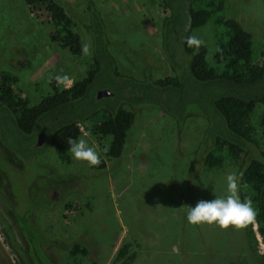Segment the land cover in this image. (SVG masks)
<instances>
[{
	"label": "rangeland",
	"instance_id": "374dc122",
	"mask_svg": "<svg viewBox=\"0 0 264 264\" xmlns=\"http://www.w3.org/2000/svg\"><path fill=\"white\" fill-rule=\"evenodd\" d=\"M57 1L75 21V30L83 46L89 47V54L82 52L74 57L52 41L53 27L42 6H28L24 0H0V66L13 73L22 96H28L32 103L50 92L48 79L54 70L66 73L68 87L75 78L84 76L91 61V38L86 34L87 0ZM93 1L102 11L109 53L126 76L122 80L115 78L117 90L106 89L109 94L102 98V106H108L107 100L117 106V98L124 96L131 84L140 85L142 79L149 83L150 79L173 73L170 66L178 62L177 44L183 51L184 33L176 19L164 21L168 9L163 0ZM220 13L238 20L252 33L255 51L264 47V0H224ZM212 21L193 29L207 47L208 61L215 49ZM183 77L189 83L188 74ZM102 80L110 82L111 78L106 75ZM99 90V83L91 86L86 100L98 98ZM163 100H167L165 108H171V112L177 109L171 102H179L178 95L166 91ZM137 101L132 108L135 119L118 158L109 159L104 154L107 140H99L87 128L100 119L103 111L98 110L81 125L79 139L85 138L96 149L105 162L104 168L77 161L70 152L69 161L62 160L46 144L33 148V135L10 131L7 118L1 116L3 133L13 143V149H9L0 136V173L5 177L0 188L3 234L11 237L13 232L12 241L20 239L21 223L27 229L29 219L35 231L29 228L26 234L34 232L36 240H48L51 245L57 238L64 240L65 246L78 242L90 248V253L82 256L62 255L61 246L53 248L62 253L60 264H119L114 258L124 242L132 243L131 250L136 253L131 264H264V248L257 243L259 256L253 254L244 229L230 226L222 230L215 225H191L187 220L188 206L194 207L201 199L224 197L226 176L238 173L232 161L209 169L200 159L203 150L196 149L203 131L207 134L210 129L209 121L194 115L187 119L165 115L163 109ZM96 106L85 102L74 113L94 110ZM47 118L48 122H43L46 131L62 122L63 115L52 112ZM44 140L43 137L41 144ZM251 148L253 156L258 154L257 148ZM34 151L33 157L27 156ZM13 248L0 233V264H24Z\"/></svg>",
	"mask_w": 264,
	"mask_h": 264
},
{
	"label": "trees",
	"instance_id": "16d2710c",
	"mask_svg": "<svg viewBox=\"0 0 264 264\" xmlns=\"http://www.w3.org/2000/svg\"><path fill=\"white\" fill-rule=\"evenodd\" d=\"M24 1L28 6L43 7L53 27L52 41L62 49H67L74 57L82 54L83 42L80 33L75 30V21L59 1ZM93 2V0L87 2L86 34L91 38L92 53L84 76L75 78L68 87L66 85L57 87L54 77L66 73L54 70L48 79L50 92L43 95L37 103H32L28 96H22L13 73L0 66V119L1 116L6 117L9 127H12L10 131L16 132L17 135L29 137L33 135L31 140L33 148L51 147L59 158L65 161L70 159L68 138L79 139L81 125L88 122L98 110L103 111V115L87 128L97 135L99 140H107L104 154L109 159L118 158L123 152L127 132L135 119L132 108L135 107L134 103L138 102L137 100L153 104L159 110L163 109L165 115L171 114L173 117L176 115L185 119L194 115L207 119L210 129L208 127L207 134L203 131L201 143L196 149L203 150L199 154H204L200 159L209 169L221 168L227 161H232L238 166L239 196L242 201L251 199L257 213L254 223L258 225V232L264 243V47L259 52L255 51L252 33L238 20L220 13L224 8V0H163L164 8L168 9V14L163 16L164 21L168 23L171 21L170 18L176 19V24L181 25L184 33L181 42L183 51L177 44L175 49L178 51V62L170 66L172 74L175 75L150 79L149 83L147 79H142L140 85L131 84L127 87L124 96L119 94L117 106L110 100H107L109 102L107 107L102 106L104 97L86 100L90 87L99 83L100 90L112 87L115 89V78L121 77L122 80L126 76L119 71L110 55L106 27L101 17L102 11ZM210 19H213L214 24L215 49L211 61H208L207 47L204 44L199 49L190 48L185 40L189 36H195L194 28L207 25ZM164 29L165 33L161 32L162 45L166 36V28ZM178 56H181V59H178ZM185 73L189 76V83L185 82L183 77ZM106 75L110 76V82L102 80ZM166 91L169 95H178L179 102H171L177 107L174 112L170 111L171 108H165L168 107L167 100L161 102V97ZM149 93L154 95L151 96ZM201 95L203 96L200 97ZM85 102L95 104L98 108L74 113L76 108ZM52 112L61 113L63 120L52 130L46 131L43 122H48L47 115ZM2 124L0 122L2 141L9 149H13L11 148L13 143L11 144L5 132L3 133L5 125L3 124L2 128ZM211 124L214 127H211ZM41 133L44 134L45 140L38 145L37 138ZM205 136L208 138L207 141L206 138L204 140ZM251 145L258 149V154L252 155ZM35 152L27 156L33 157ZM101 161L96 168H104L105 162ZM4 183L5 177L0 173V188ZM254 223L244 228V232L250 251L257 255ZM27 224L26 229L21 223L20 239L12 241L11 235L8 240L15 248L13 250L20 255L22 263L45 264L46 261V264H60V257L64 254L82 256L90 253L88 246L78 242L65 246L62 239L54 238L53 245H50L51 242L48 240L43 242L36 240L34 232L26 234L29 228L35 231L29 219ZM60 246L63 254L52 250ZM131 247L132 243L124 242L116 252L115 262L131 264L136 255Z\"/></svg>",
	"mask_w": 264,
	"mask_h": 264
},
{
	"label": "clouds",
	"instance_id": "9594fccd",
	"mask_svg": "<svg viewBox=\"0 0 264 264\" xmlns=\"http://www.w3.org/2000/svg\"><path fill=\"white\" fill-rule=\"evenodd\" d=\"M185 43L188 47L199 49L203 41L196 36H189ZM82 52L89 54V47L84 45ZM54 80L57 87L66 85L69 77L56 75ZM68 151L77 161H86L90 167L99 166L102 162L99 153L94 147L89 146L85 138L75 139L69 137ZM227 194L224 197H215L211 200H199L194 207L188 206L187 220L191 225H215L222 230H227L230 226L236 230H242L256 220V211L252 206L250 198L241 200L239 196V177L236 173H229L226 176Z\"/></svg>",
	"mask_w": 264,
	"mask_h": 264
},
{
	"label": "built area",
	"instance_id": "2783aa9c",
	"mask_svg": "<svg viewBox=\"0 0 264 264\" xmlns=\"http://www.w3.org/2000/svg\"><path fill=\"white\" fill-rule=\"evenodd\" d=\"M253 230H254V233H255V237H256V240H257V243H258V246L263 249L264 248V243L262 241V237L261 235L259 234L258 232V226L256 223L253 224Z\"/></svg>",
	"mask_w": 264,
	"mask_h": 264
},
{
	"label": "water",
	"instance_id": "95a60500",
	"mask_svg": "<svg viewBox=\"0 0 264 264\" xmlns=\"http://www.w3.org/2000/svg\"><path fill=\"white\" fill-rule=\"evenodd\" d=\"M108 94H109V91L108 90H99L97 95L99 97H103V96L108 95ZM43 137H44V134L41 133L40 136H39V138H38V142H37L38 145L41 144V141H42Z\"/></svg>",
	"mask_w": 264,
	"mask_h": 264
},
{
	"label": "flooded vegetation",
	"instance_id": "af4514ba",
	"mask_svg": "<svg viewBox=\"0 0 264 264\" xmlns=\"http://www.w3.org/2000/svg\"><path fill=\"white\" fill-rule=\"evenodd\" d=\"M9 228H10V226H8ZM3 222L2 221H0V233L2 234V236H4V240H5V242H7V243H9V237H8V235L5 233V235L3 234ZM12 237H13V232H12ZM46 246H47V243H46ZM24 264H27V263H24ZM31 264V263H30Z\"/></svg>",
	"mask_w": 264,
	"mask_h": 264
},
{
	"label": "crops",
	"instance_id": "0c3cea01",
	"mask_svg": "<svg viewBox=\"0 0 264 264\" xmlns=\"http://www.w3.org/2000/svg\"><path fill=\"white\" fill-rule=\"evenodd\" d=\"M87 2H88V0H87ZM87 4V3H86ZM86 9H87V7H86Z\"/></svg>",
	"mask_w": 264,
	"mask_h": 264
}]
</instances>
